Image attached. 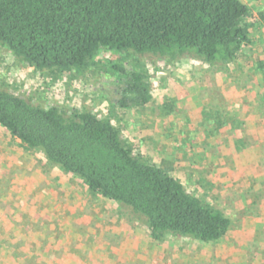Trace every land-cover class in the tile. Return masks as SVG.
Returning a JSON list of instances; mask_svg holds the SVG:
<instances>
[{"label": "rangeland", "instance_id": "obj_1", "mask_svg": "<svg viewBox=\"0 0 264 264\" xmlns=\"http://www.w3.org/2000/svg\"><path fill=\"white\" fill-rule=\"evenodd\" d=\"M240 1L254 27L235 63L142 58L152 101L138 109L116 107L108 75L53 78L0 48L2 88L44 108L109 116L136 152L231 221L227 237L155 241L129 212L0 128V264H264V83L256 72L264 63V0Z\"/></svg>", "mask_w": 264, "mask_h": 264}, {"label": "trees", "instance_id": "obj_2", "mask_svg": "<svg viewBox=\"0 0 264 264\" xmlns=\"http://www.w3.org/2000/svg\"><path fill=\"white\" fill-rule=\"evenodd\" d=\"M250 20L240 0H0V48L53 78L108 75L116 107L132 110L152 101L142 58L186 56L229 68L251 43ZM102 54L111 55L104 64ZM256 72L264 83V63ZM0 128L129 212L155 241L169 235L216 244L230 231L221 211L136 152L109 116L44 108L0 86Z\"/></svg>", "mask_w": 264, "mask_h": 264}, {"label": "crops", "instance_id": "obj_3", "mask_svg": "<svg viewBox=\"0 0 264 264\" xmlns=\"http://www.w3.org/2000/svg\"><path fill=\"white\" fill-rule=\"evenodd\" d=\"M228 235V234H227ZM227 237V236H226Z\"/></svg>", "mask_w": 264, "mask_h": 264}]
</instances>
